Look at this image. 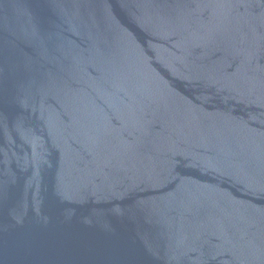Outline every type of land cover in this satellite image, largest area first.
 I'll use <instances>...</instances> for the list:
<instances>
[{
  "label": "water",
  "instance_id": "obj_1",
  "mask_svg": "<svg viewBox=\"0 0 264 264\" xmlns=\"http://www.w3.org/2000/svg\"><path fill=\"white\" fill-rule=\"evenodd\" d=\"M0 264H264V0H0Z\"/></svg>",
  "mask_w": 264,
  "mask_h": 264
}]
</instances>
